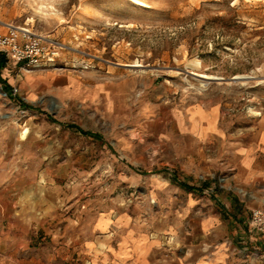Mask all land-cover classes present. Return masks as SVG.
<instances>
[{
  "label": "rangeland",
  "instance_id": "374dc122",
  "mask_svg": "<svg viewBox=\"0 0 264 264\" xmlns=\"http://www.w3.org/2000/svg\"><path fill=\"white\" fill-rule=\"evenodd\" d=\"M0 24L60 52L54 67L0 71V159L21 216L0 252L18 237L19 264H82L79 236L111 207L165 222L172 192L154 177L173 179V137L196 107L264 122V0H0ZM124 80L119 102L73 91Z\"/></svg>",
  "mask_w": 264,
  "mask_h": 264
},
{
  "label": "crops",
  "instance_id": "0c3cea01",
  "mask_svg": "<svg viewBox=\"0 0 264 264\" xmlns=\"http://www.w3.org/2000/svg\"><path fill=\"white\" fill-rule=\"evenodd\" d=\"M133 82H99L73 91L81 100L112 96L119 102ZM188 119L173 137V179L154 177L157 193L168 187L172 192L168 219L137 222L129 207L98 212L78 238L82 264H264V235L250 224L252 212L264 209V122L244 128L214 106L196 107ZM12 172L0 159V231L4 225L17 230L21 220L19 192L6 179ZM10 246V256L0 252V264H19L18 237Z\"/></svg>",
  "mask_w": 264,
  "mask_h": 264
},
{
  "label": "built area",
  "instance_id": "2783aa9c",
  "mask_svg": "<svg viewBox=\"0 0 264 264\" xmlns=\"http://www.w3.org/2000/svg\"><path fill=\"white\" fill-rule=\"evenodd\" d=\"M0 53L11 62L25 63L26 66L37 69L54 67L60 52L56 47L51 50L44 39L29 31L0 24ZM250 224L264 235V209L252 212Z\"/></svg>",
  "mask_w": 264,
  "mask_h": 264
},
{
  "label": "trees",
  "instance_id": "16d2710c",
  "mask_svg": "<svg viewBox=\"0 0 264 264\" xmlns=\"http://www.w3.org/2000/svg\"><path fill=\"white\" fill-rule=\"evenodd\" d=\"M5 65H6V60L4 58H0V69L4 68ZM8 91H10V90L8 89ZM8 94H10V93H8ZM70 128H73V127L70 126ZM84 134L87 135L88 137H91V138H94V139H97V140L99 138L98 135H96V134H92V133H84Z\"/></svg>",
  "mask_w": 264,
  "mask_h": 264
},
{
  "label": "bare ground",
  "instance_id": "6f19581e",
  "mask_svg": "<svg viewBox=\"0 0 264 264\" xmlns=\"http://www.w3.org/2000/svg\"><path fill=\"white\" fill-rule=\"evenodd\" d=\"M128 67H141L140 65H135V64H133V65H129ZM262 71H264V70H262ZM263 74V73H262ZM201 77H203V78H206V79H212L211 77H209V76H206V75H202ZM102 86V85H101ZM100 86V87H101ZM103 87V86H102ZM107 87V86H106ZM98 89H99V87H98ZM102 89V88H101ZM99 91V90H98ZM102 91H104V89L103 90H101L100 92H102ZM105 93V92H104ZM115 93V92H114ZM108 97V96H107ZM118 97H119V95H118ZM111 99V98H110ZM113 103V102H112ZM119 105V104H118ZM112 107V106H111ZM192 111V110H191ZM119 112V111H118ZM189 120V119H188ZM196 120V119H195ZM205 125V124H204ZM210 125V124H209ZM55 193V192H54ZM56 195V194H55ZM52 196H50V198H51ZM56 206V205H55ZM120 223V222H119ZM118 225V224H117ZM119 226V225H118Z\"/></svg>",
  "mask_w": 264,
  "mask_h": 264
}]
</instances>
